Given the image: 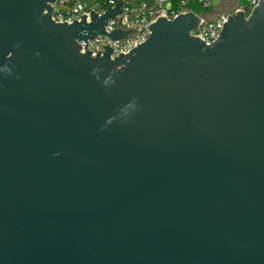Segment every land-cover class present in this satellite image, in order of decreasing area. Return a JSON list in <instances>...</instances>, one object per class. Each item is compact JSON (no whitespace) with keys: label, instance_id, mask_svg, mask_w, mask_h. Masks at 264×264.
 <instances>
[{"label":"water","instance_id":"1","mask_svg":"<svg viewBox=\"0 0 264 264\" xmlns=\"http://www.w3.org/2000/svg\"><path fill=\"white\" fill-rule=\"evenodd\" d=\"M55 1L0 0V264H264V0L116 59L87 41L135 32H105L122 2L69 25Z\"/></svg>","mask_w":264,"mask_h":264},{"label":"built area","instance_id":"2","mask_svg":"<svg viewBox=\"0 0 264 264\" xmlns=\"http://www.w3.org/2000/svg\"><path fill=\"white\" fill-rule=\"evenodd\" d=\"M261 0H232L234 4L229 10L215 16L211 11L210 0H56L51 4L53 9L52 20L55 23L73 24L83 21L92 22V13L98 17L106 14L107 9L114 10L122 2V13L114 19H109L105 32H129L126 38L114 41L111 37L100 35L87 41L91 56H104L105 48H111V59L120 54H128L134 48L144 43L152 34L149 27L160 18L174 21L181 15L191 13L199 17L200 24L191 31V36L200 38L206 46L214 44L221 36L225 24L239 12L248 19ZM47 14V12H45ZM81 54H85V43L79 44Z\"/></svg>","mask_w":264,"mask_h":264},{"label":"crops","instance_id":"3","mask_svg":"<svg viewBox=\"0 0 264 264\" xmlns=\"http://www.w3.org/2000/svg\"><path fill=\"white\" fill-rule=\"evenodd\" d=\"M234 4L232 3V0H222V2L216 7V8H212L211 12L217 16L218 14L229 10L230 7H233Z\"/></svg>","mask_w":264,"mask_h":264},{"label":"rangeland","instance_id":"4","mask_svg":"<svg viewBox=\"0 0 264 264\" xmlns=\"http://www.w3.org/2000/svg\"><path fill=\"white\" fill-rule=\"evenodd\" d=\"M210 1L212 4V8H216L222 2V0H210Z\"/></svg>","mask_w":264,"mask_h":264}]
</instances>
